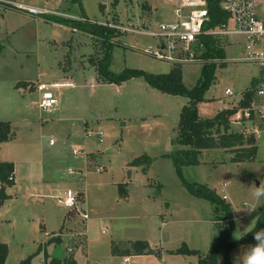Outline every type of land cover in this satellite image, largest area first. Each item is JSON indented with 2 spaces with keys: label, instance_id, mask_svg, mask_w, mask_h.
Returning <instances> with one entry per match:
<instances>
[{
  "label": "rangeland",
  "instance_id": "rangeland-1",
  "mask_svg": "<svg viewBox=\"0 0 264 264\" xmlns=\"http://www.w3.org/2000/svg\"><path fill=\"white\" fill-rule=\"evenodd\" d=\"M6 1L79 21L106 23L118 17L124 27L136 30L143 19H151L152 26L172 22L178 0H119L116 7L115 0ZM0 5V122H10L14 133L12 140L0 142V163H14L16 178L14 185L0 179L6 196L0 198V242L9 247L7 264L30 257L31 264H49L56 248L52 240L64 234L63 251L74 258L70 249L77 247L79 264H124L120 255L112 254L111 240L120 243L115 246L119 250L137 241L151 243L153 254L171 250L166 262L149 253L133 257L136 264H199L220 234L218 224L225 231L228 223L217 220L221 212L212 202L190 194L189 182L228 196L234 214L231 241L253 230L264 205V195H255L264 184V135L257 141L254 160L233 163L236 153L231 150H204L199 164L181 163L178 168L185 149L179 142V121L189 105L187 97L157 91L143 77L121 85L103 82L91 62L105 53L99 40L17 4ZM218 41L225 63H218L215 81L198 106L201 118H213L234 102L225 96L227 88L238 96L264 82V69L258 65L231 61L244 57L245 38ZM114 44L110 70L115 73L131 69L164 74L172 68L145 54L148 45L156 44L150 37L127 33ZM203 66H181L189 89L197 85ZM65 80L76 87L59 89V105L41 109L35 84ZM19 81H31L29 89L16 88ZM232 129L249 134L234 123ZM99 132L104 133L103 142ZM52 139L56 144L50 145ZM68 190L85 194L74 211L59 202ZM84 209L89 221L81 215ZM254 244L236 247L231 263ZM184 245L198 253H176ZM39 246L47 248L48 261L43 252L35 254ZM224 262L221 253L219 264Z\"/></svg>",
  "mask_w": 264,
  "mask_h": 264
},
{
  "label": "trees",
  "instance_id": "trees-1",
  "mask_svg": "<svg viewBox=\"0 0 264 264\" xmlns=\"http://www.w3.org/2000/svg\"><path fill=\"white\" fill-rule=\"evenodd\" d=\"M208 9L210 13V20L206 23L204 29L209 30L216 28L230 19V15L222 10L221 0H207ZM119 0H115L114 7L118 6ZM104 12L105 6L101 5ZM149 10V8H148ZM48 21H54L71 27L82 33H86L99 40L105 49L104 55L99 60L92 59L91 62L97 67L99 79L110 84L121 85L128 80L137 77H143L148 85L153 89L165 94L178 95L187 97L190 102L186 105L181 113L179 121V142L185 147L181 151L183 157L177 162L179 168L182 164H199V155L204 150L227 149L236 153V157L232 160L233 163H240L247 160H254L257 156L258 145L253 136H245L242 132H237L232 129L231 116L237 111V108L224 109L213 118H201L198 106L204 102L205 95L211 85L215 81V72L218 63L210 62L202 67L201 78L193 89H189L183 81V72L181 65L172 66L169 73L164 74H149L142 70L126 69L123 72L115 73L110 70L111 61L114 49V39L121 37L125 33L103 26L98 22H92L89 19L73 20L53 14H41ZM115 24H118V17L114 19ZM201 40L205 44L207 52L204 58L207 60H222L225 59V50L222 43L218 39L210 36H202ZM224 65V64H222ZM31 84L28 82H18L16 88H27ZM36 87L34 86V91ZM252 101L251 93L246 95V100L241 103L242 107H246ZM14 138V133L11 131L10 122H0V142H8ZM137 165L141 163L140 159L135 162ZM182 163V164H181ZM15 173L14 163H0V179L2 183L14 185V180L10 177ZM191 195L206 199L212 202L215 209L221 215L218 216V221H226L225 231L223 227L217 226L220 234L217 235L215 243L210 248L209 252L200 259L199 264H219V255L225 253L224 264H232L230 260L231 252L238 246L248 243H257L255 240V232L264 229V205L260 208V215L258 216L255 227L252 231L247 233L238 242L231 241V233L234 225V214L232 206L226 203V200L219 197L215 191L211 190L205 185H199L194 182H189L187 185ZM4 186L0 190L1 200L6 197L4 195ZM84 192L80 191L78 194V201L83 200ZM80 202V201H79ZM81 203V202H80ZM2 204V203H1ZM216 212V213H217ZM53 243L61 245L63 239L60 236L52 240ZM131 248L136 251L135 255H144L152 253L150 245L144 241H137L131 244ZM42 246H39L35 254L43 252ZM176 253L195 254V250L189 249L186 245L178 249ZM45 260L47 259V251H44ZM125 255V254H123ZM129 255V254H128ZM9 256V247L7 244L0 242V264H7ZM32 257L25 259L21 264H31ZM49 264H77L72 257H64L57 259L51 257Z\"/></svg>",
  "mask_w": 264,
  "mask_h": 264
},
{
  "label": "built area",
  "instance_id": "built-area-1",
  "mask_svg": "<svg viewBox=\"0 0 264 264\" xmlns=\"http://www.w3.org/2000/svg\"><path fill=\"white\" fill-rule=\"evenodd\" d=\"M136 1V0H133ZM0 3L14 6L19 5V9L30 14H40L49 12L34 7H29L21 3H13L6 0H0ZM2 6V5H0ZM222 10L230 15L227 23L216 28L205 30L206 23L210 20L207 0H178L174 8V20L172 22H161L157 26L143 25L140 29L116 25L113 22L101 23L103 26L115 28L125 34L133 33L147 36L156 41L155 45H148L145 54L175 65L200 64L205 65L210 62L225 63L222 60H207L203 56L207 52L205 44L201 40L202 36H210L216 39L221 37H242L246 39L244 47V57L233 58L232 62H248L256 64L264 69V1L258 0H221ZM231 26L233 28H231ZM67 82L40 83L37 85V91L40 94L39 107L46 111L53 110L60 103L57 91L62 88L73 87ZM251 93L252 101L246 107L241 103L246 100V95ZM225 96L230 101H234L226 109L237 108V111L230 118L232 124L239 125L241 129L248 130L249 134L242 132L245 136H253L256 141L264 135V82L257 90H249L246 93L235 94L232 88L225 90ZM92 136L88 133L87 137ZM101 142L104 140V133H97ZM56 144L51 140L50 145ZM79 154V151H74ZM103 168L98 169L102 171ZM70 173L73 170L70 169ZM10 180H14L13 175ZM226 200L228 196L224 195ZM59 202L67 208L74 211L78 207V196L72 190L59 198ZM84 219H89V215L82 214ZM49 236L50 234L47 233ZM72 252V249H70ZM135 256H126L123 258L124 264H136Z\"/></svg>",
  "mask_w": 264,
  "mask_h": 264
},
{
  "label": "crops",
  "instance_id": "crops-1",
  "mask_svg": "<svg viewBox=\"0 0 264 264\" xmlns=\"http://www.w3.org/2000/svg\"><path fill=\"white\" fill-rule=\"evenodd\" d=\"M17 2V1H16ZM22 4V3H21ZM40 9V8H39ZM44 10H47V11H49V12H45L46 14L47 13H52V12H55V11H51L50 9H44ZM106 10V9H105ZM105 12V11H104ZM40 14H43V13H40ZM57 14H59V13H57ZM65 15V14H64ZM33 16V15H32ZM39 16H42V15H39ZM119 20V19H118ZM90 21H92V22H95V21H93V20H90ZM143 21H144V25L145 26H148V25H152L153 23H152V20L151 19H143ZM113 23H115V21L113 22ZM101 24V23H100ZM116 25H122V23H120V21L118 22V24H116ZM123 26H124V24H123ZM74 30V29H73ZM78 32V31H77ZM80 32V31H79ZM82 33V32H81ZM124 35H126V34H124ZM137 49H141V48H136V50ZM225 50V49H224ZM24 81V80H23ZM26 82H31V81H26ZM33 82V81H32ZM58 82H60V81H58ZM62 82H67V83H71V84H73L74 86L73 87H69V88H74V87H76V85L72 82V81H62ZM38 84H40V82H38L37 84H35L36 86V88H37V85ZM29 87L30 86H28L27 88H25L26 90H28L29 89ZM35 91H37V89H35ZM59 97V96H58ZM10 125H11V123H10ZM11 130H12V125H11ZM15 174V173H14ZM61 174V173H60ZM61 178H62V175H61ZM60 178V179H61ZM15 175H14V182H15ZM59 179V180H60ZM124 197H126L127 196V194H126V191H125V193H124V195H123ZM84 198H85V196H84ZM84 201H85V199H84ZM71 211V210H70ZM69 211V212H70ZM88 214L89 215V219L87 220V221H89L90 220V214H89V212L87 211V210H83L82 212H81V215L82 214ZM68 215H70V213H68L67 214V217H66V220L67 219H69V216ZM71 217H73V216H71ZM76 219V218H75ZM163 224H167V223H163ZM47 233H49V232H46L45 234L47 235ZM50 234V233H49ZM48 236V235H47ZM63 236H65V234L64 235H60V237L63 239ZM63 241H64V239H63ZM112 241V245H113V248H114V250L112 249V254L113 255H120L121 256V258L123 259L124 257H126V256H145V255H135V254H137L136 253V251H134L132 248H131V244L132 243H130V244H128V247L125 245L123 248H121L120 250L119 249H116L115 248V246H118V244H120L119 242H117V241H113V240H111ZM144 242H147V243H149L148 241H144ZM134 243V242H133ZM149 245L150 246H152V244L151 243H149ZM56 246H57V244H56ZM62 247V246H61ZM39 248V247H38ZM37 248V249H38ZM42 248L44 249L45 247H43L42 246ZM68 248V247H67ZM56 249V248H55ZM63 249V248H62ZM68 249H70V248H68ZM73 250V249H72ZM164 250V249H163ZM44 251H45V249L43 250V255H44ZM46 251H47V248H46ZM76 251V252H75ZM75 251H72L73 252V256H74V259L76 260V262H77V264H79V261H78V259H77V253H78V249H77V247L75 248ZM168 251H171V250H166V252L164 251H156V252H154V254L153 255H155V256H160V257H162V261L163 262H166V259H167V257H168ZM65 253V252H64ZM123 254H125V255H123ZM129 254V255H128ZM70 255V254H69ZM65 256L67 257V255L65 254ZM148 256H150V255H148ZM42 261L43 262H45L44 261V257H42Z\"/></svg>",
  "mask_w": 264,
  "mask_h": 264
},
{
  "label": "clouds",
  "instance_id": "clouds-1",
  "mask_svg": "<svg viewBox=\"0 0 264 264\" xmlns=\"http://www.w3.org/2000/svg\"><path fill=\"white\" fill-rule=\"evenodd\" d=\"M256 197L264 195V184L257 187ZM256 244L249 246L234 261V264H264V229L255 232Z\"/></svg>",
  "mask_w": 264,
  "mask_h": 264
},
{
  "label": "water",
  "instance_id": "water-1",
  "mask_svg": "<svg viewBox=\"0 0 264 264\" xmlns=\"http://www.w3.org/2000/svg\"><path fill=\"white\" fill-rule=\"evenodd\" d=\"M57 178L60 179L61 178V174L58 173L57 174ZM53 258H57V259H63L65 257V253L61 247V245H57L56 249L54 250L53 254H52Z\"/></svg>",
  "mask_w": 264,
  "mask_h": 264
}]
</instances>
